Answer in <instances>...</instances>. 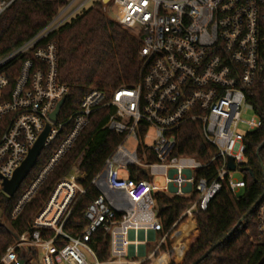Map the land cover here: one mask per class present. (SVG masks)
<instances>
[{
	"label": "built area",
	"instance_id": "built-area-1",
	"mask_svg": "<svg viewBox=\"0 0 264 264\" xmlns=\"http://www.w3.org/2000/svg\"><path fill=\"white\" fill-rule=\"evenodd\" d=\"M35 1L0 0V18L19 2ZM62 1L63 7L43 30L0 60V195H6L4 180L13 178L48 125L44 150L67 124L72 125L21 194L12 218L37 194L94 114L107 110L105 128L122 136V142L91 181L99 196L86 209L83 233L72 237L65 231L71 205L87 192L82 184L87 177L79 169L81 156L34 216L31 232L17 238L0 264H20L18 250L31 254V264H90L88 257L94 264H142L146 259L139 258L145 257L150 242L155 246L148 259L168 236L162 233L159 194L194 198L181 219L206 211L223 191L239 201L247 186L245 138L262 126L248 94L256 84L264 88V0ZM96 3L140 39L146 74L132 88L120 87L109 94L90 90L69 121L52 122L51 114L69 95L60 81L58 46L52 36L88 4ZM18 59L23 61L10 88L7 73ZM189 123L209 149L206 161L174 154L180 131ZM230 160L234 171L228 168ZM210 169L212 174L199 176ZM143 174L146 178L139 179ZM157 177L164 178V186ZM256 206L258 242L264 244V194ZM99 231L108 239L106 261L99 260L92 246ZM45 232L54 237L44 239ZM58 239L66 243L61 249L56 247Z\"/></svg>",
	"mask_w": 264,
	"mask_h": 264
},
{
	"label": "trees",
	"instance_id": "trees-1",
	"mask_svg": "<svg viewBox=\"0 0 264 264\" xmlns=\"http://www.w3.org/2000/svg\"><path fill=\"white\" fill-rule=\"evenodd\" d=\"M62 0H38L19 2L0 18V60L10 55L26 41L43 30L63 7ZM101 3L85 10L60 27L52 39L59 52L60 81L69 88V95L60 112L58 122L63 123L79 110L84 96L93 89L106 94L120 87H135L146 68L140 60L141 42L131 31L120 27L103 12ZM264 61V55H263ZM23 59L10 67L7 75L10 88L17 78ZM248 101L262 122L260 129L245 138L247 186L239 201L229 192H221L206 211L187 213L193 197L157 196L162 222V233H168L164 244L153 258L142 264H264V244L258 242L256 210L257 202L264 194V88L259 84L249 91ZM108 111L101 110L91 118V124L83 131L73 148L59 162L37 194L24 207L17 218H12L14 207L21 194L29 187L39 171L47 164L61 145L72 125L67 124L56 141L43 150L35 168L13 198L0 195V258L12 247L17 238L31 232V222L49 199L57 182L82 156L80 172L86 175L82 181L87 189L71 205V216L65 231L72 237L80 236L88 225L85 212L99 196L91 181L102 172L106 159L122 142L105 128ZM175 155H186L206 161L209 149L194 124H186L180 131L179 146ZM213 173V169L201 172L200 177ZM146 175L139 179H145ZM2 218L6 222L2 221ZM241 220H243L242 223ZM54 237L53 232L43 233L44 239ZM100 261L110 257L108 239L99 231L94 238ZM63 239L56 247L65 246ZM19 257L31 264V254L18 250ZM35 255V254H32Z\"/></svg>",
	"mask_w": 264,
	"mask_h": 264
},
{
	"label": "water",
	"instance_id": "water-1",
	"mask_svg": "<svg viewBox=\"0 0 264 264\" xmlns=\"http://www.w3.org/2000/svg\"><path fill=\"white\" fill-rule=\"evenodd\" d=\"M64 103L65 100H62L57 106L56 110L51 114L50 119L52 122H57L58 116L60 114L62 107L64 106ZM50 131H51V127L48 125L45 128V131L40 136L36 145L30 150L27 158L25 159L21 167L15 172L13 178L10 180H4L3 183L4 193L9 198H13L16 195V193L20 190L25 180L30 175L31 171L35 168L37 161L44 150L45 142L49 136ZM228 168L230 171L235 170V165L233 164L232 160L229 161ZM246 171L252 175L251 170L246 169ZM242 222L243 220H241L240 223ZM20 264H26V263L24 260H21Z\"/></svg>",
	"mask_w": 264,
	"mask_h": 264
},
{
	"label": "rangeland",
	"instance_id": "rangeland-1",
	"mask_svg": "<svg viewBox=\"0 0 264 264\" xmlns=\"http://www.w3.org/2000/svg\"><path fill=\"white\" fill-rule=\"evenodd\" d=\"M92 7V4H88L87 6H86V9H90ZM111 13L109 14L108 13V16L111 18ZM248 118H250V115H248L247 116ZM245 128H241V132H245ZM150 134L152 135V136H154V131H150ZM152 142L150 141V142H148V144H151ZM128 148L129 149H134V143L133 142H131V143H129L128 144ZM123 175H125L124 173H122ZM156 181L161 185V186H164L165 185V182H164V178L163 177H157L156 178ZM2 221L3 222H6V220L4 219V218H2ZM154 246H155V244L154 243H151L150 242V244L147 246V248H146V255H145V257H141V258H139V259H146V260H149L148 259V257L151 255V253L153 252V249H154ZM36 256V255H35ZM36 259H37V256L35 257ZM145 260V261H146ZM151 260V259H150ZM88 261H89V263L90 264H94V261L90 258V257H88Z\"/></svg>",
	"mask_w": 264,
	"mask_h": 264
}]
</instances>
